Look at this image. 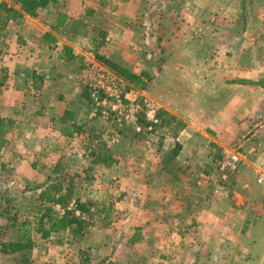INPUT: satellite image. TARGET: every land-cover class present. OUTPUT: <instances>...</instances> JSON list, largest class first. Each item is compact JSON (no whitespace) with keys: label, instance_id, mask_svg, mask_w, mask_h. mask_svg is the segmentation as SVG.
Segmentation results:
<instances>
[{"label":"crops","instance_id":"obj_1","mask_svg":"<svg viewBox=\"0 0 264 264\" xmlns=\"http://www.w3.org/2000/svg\"><path fill=\"white\" fill-rule=\"evenodd\" d=\"M2 4L0 241L49 205L45 189L88 211L82 235L32 231L0 264H264V127L245 140L264 116V0ZM97 56L146 83L160 124L141 140L126 127L115 143L95 115L83 70ZM247 142L255 173L247 151L217 168Z\"/></svg>","mask_w":264,"mask_h":264},{"label":"trees","instance_id":"obj_2","mask_svg":"<svg viewBox=\"0 0 264 264\" xmlns=\"http://www.w3.org/2000/svg\"><path fill=\"white\" fill-rule=\"evenodd\" d=\"M21 9L31 16L35 15L37 8L45 7L47 0H18ZM0 9H4V5H0ZM97 59L107 64L109 67L114 69L117 73L122 75L124 78L133 82L137 86L143 85L140 77L129 72L125 68L118 66L112 61L105 59L103 57L97 56ZM102 162L105 159H101ZM41 200L49 202V205H45L39 208L33 221L24 220L17 228V234L15 240L10 241H0V250L2 253H14L24 250H30L33 247L31 234L32 231H37L41 234L43 238L50 236L52 233L64 232L67 230L72 231L74 236H80L83 234L87 223L76 214L78 211L80 214L88 211L86 203L79 200H75L73 208H68V202L64 195H59L57 197H50L47 189H45L42 194H40ZM54 204L60 205L64 208L62 214H59L54 209ZM5 210L1 216L6 221H15L14 213L12 214L9 209V204L6 203ZM3 232V231H2Z\"/></svg>","mask_w":264,"mask_h":264},{"label":"built area","instance_id":"obj_3","mask_svg":"<svg viewBox=\"0 0 264 264\" xmlns=\"http://www.w3.org/2000/svg\"><path fill=\"white\" fill-rule=\"evenodd\" d=\"M101 64V65H100ZM83 79L85 81V86L88 88L90 93V99L94 107L104 106L108 103L111 106V110L115 108L119 109V112L125 116L126 119L134 121L135 116L138 113L145 115L147 120L152 124L159 122L158 117V106L149 97L143 95L141 103H136L131 101L128 105L123 106L120 104L121 98L126 97L128 93L135 96V90L131 88L130 91L124 92L122 79L113 71L108 69L102 63H91L83 70ZM110 101V102H109ZM115 101L116 104H111ZM103 115L107 117L109 111H103ZM264 127V116L254 123L252 129L248 132L245 139L252 140L255 138L257 132ZM137 131H140V127H136ZM151 130V127L148 128ZM113 132V131H112ZM238 153H229L221 164V170L224 171H234L237 167ZM262 179H260L261 182ZM55 208L59 212H63V209L56 205Z\"/></svg>","mask_w":264,"mask_h":264},{"label":"rangeland","instance_id":"obj_4","mask_svg":"<svg viewBox=\"0 0 264 264\" xmlns=\"http://www.w3.org/2000/svg\"><path fill=\"white\" fill-rule=\"evenodd\" d=\"M254 24V23H253ZM264 24V23H263ZM259 28H263L264 29V25H260ZM264 47V45H263ZM154 58H157L156 55H153ZM144 54L141 55V63L144 62ZM103 65H105L108 69H110L111 71L115 72L123 81V87H124V92L126 91H130L131 88L135 90V96L132 97L133 95L128 93V95L126 97H122L121 98V102L120 104L123 105V106H126L128 105L131 101H134L135 99V102L136 103H141L142 101V98L143 97V94H142V90L144 88L145 85H140V86H137L136 84H134L133 82H130L128 79L124 78L122 75H120L119 73H117L114 69H112L111 67H109L107 64H105L104 62L100 61ZM116 64V63H115ZM118 65V64H117ZM120 66V65H119ZM140 79L141 81L143 82V78L141 77V74H140ZM110 102V101H109ZM111 104H116L115 101H112ZM93 105V104H92ZM111 106L106 103L104 104V106H99V107H94V112H95V115H98L100 117H102L104 119V121L107 123V125L109 126V133L110 134H114V137H116V141L115 143H118L119 142V134L116 133V131L119 129H123V128H126V127H130L132 130H133V133H134V137L135 140L139 141L141 140V138H143L144 136V131H147L149 127H151V131H153V129L155 127H158L159 126V122L156 123V124H152L151 122H149L147 120V118L145 117L144 114L142 113H138L136 116H135V120L132 121V120H129V119H126L125 116L121 113H124V112H119V109L115 108L114 110H111ZM159 109V108H158ZM103 111H109V115L107 117H105L103 115ZM262 117H260L258 120H260ZM258 120H254L252 121L251 125L248 127L247 129V134L248 132L252 129V127L254 126V123L257 122ZM136 127H140V131H137L136 130ZM113 131V132H112ZM149 131V130H148ZM118 134V135H117ZM246 134V135H247ZM157 139V138H155ZM246 140V139H245ZM248 143V142H247ZM248 147L246 149H242V151H237V153H240L242 156H245V152H249L251 153L250 155L247 156V160L251 161L252 162V167L249 166V169H252L253 173H255L254 171L259 169L260 168V163H258L259 165L256 164V161H257V156L258 155H255L257 153V151L254 149L251 150V142L248 143ZM233 151V150H232ZM69 152V151H68ZM229 155V152H227V154H225L224 158H226V156ZM223 157V155H222ZM221 157V152H218V158L219 160L222 158ZM223 162V161H222ZM220 171H222L220 168L221 167H217ZM216 168V169H217ZM237 169V167H236ZM236 169L234 171H229V170H224L222 172H235ZM252 173V172H251ZM263 183V182H262ZM55 205H58V204H54L53 207H55ZM63 211H64V208H63ZM57 213L59 214H62L61 212H59L58 210H56ZM33 220V219H32ZM10 233V231H9ZM10 236V235H8Z\"/></svg>","mask_w":264,"mask_h":264}]
</instances>
